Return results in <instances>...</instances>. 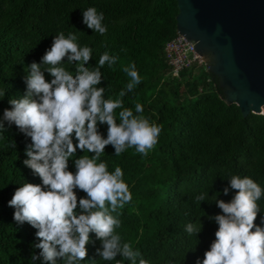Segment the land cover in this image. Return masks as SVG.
Returning a JSON list of instances; mask_svg holds the SVG:
<instances>
[{"label":"trees","instance_id":"obj_1","mask_svg":"<svg viewBox=\"0 0 264 264\" xmlns=\"http://www.w3.org/2000/svg\"><path fill=\"white\" fill-rule=\"evenodd\" d=\"M90 7L103 13L104 35L83 23L82 13ZM178 13L176 0H0V91H7L0 97V117L11 107L10 98L23 96L28 66L40 63L53 37L62 32L66 38L76 35L80 47L92 49L86 65L90 70L99 67L105 52L118 57L111 67L106 63L100 68L105 99H122L124 108L161 127L158 143L146 157L135 148L117 156L108 145L97 161L107 163L109 172L117 166L124 172L132 200L117 210L121 224L116 233L148 264H195L198 257L203 259L218 229L207 217L221 213L215 197L227 202L234 195L222 192L231 176H248L264 189V115L244 117L236 104H227L217 78L205 66L194 64L180 76L172 74L164 50L178 35ZM64 62L63 67L75 71L67 58ZM133 63L141 83L128 92L130 77L123 69ZM45 78L51 80L48 73ZM122 90L124 97L119 96ZM137 103L143 105L142 113L135 112ZM121 110H116L117 123ZM5 127L0 135V264H41L30 259L40 251L33 247L39 242L37 230L28 223L18 225L15 209L8 206L18 187L41 183L23 164L30 138L14 124ZM99 128L106 138L107 125ZM82 154L92 155L78 150L77 157ZM69 170L75 172L72 160ZM202 194L206 201L200 203L196 197ZM258 203L260 224L264 197ZM198 219L202 232L189 235L186 225ZM90 236L95 243L87 246L81 264H131L120 255L113 261L100 258V241L94 233Z\"/></svg>","mask_w":264,"mask_h":264},{"label":"clouds","instance_id":"obj_2","mask_svg":"<svg viewBox=\"0 0 264 264\" xmlns=\"http://www.w3.org/2000/svg\"><path fill=\"white\" fill-rule=\"evenodd\" d=\"M82 14L89 29L101 35L107 32L103 13L90 7ZM76 40V35L66 38L62 32L53 37L41 62L28 66L23 96L10 98L11 107L5 108L0 117V135L7 130L6 124H14L30 138L23 164L41 181L18 187L8 206L15 209L13 219L18 225L28 223L37 230L39 242L33 247L40 251L31 255L33 262L57 264L62 260L63 264H81L86 260L87 246L95 243L90 236L94 233L101 244L96 254L103 260L113 261L120 255L131 264H148L139 250L122 243L116 233L121 224L117 210L132 200L124 172L119 166L109 172L107 163L97 161L108 145L117 156L135 148L146 157L158 143L162 129L124 108L122 99H105V88L99 87L103 80L100 68L106 63L111 67L118 57L105 52L99 58V67L90 70L86 65L92 59V49L80 47ZM65 58L75 71L63 67ZM123 71L130 77L127 91L131 92L141 83V77L134 63ZM45 73L51 76L50 81ZM6 92L0 91V97H5ZM125 95L124 90L119 93L120 97ZM117 109H123L118 114L119 123ZM143 110V105H135L137 114ZM100 125H107L106 138ZM11 146L16 147L14 140ZM78 150L92 155L77 157ZM70 160L75 172L69 170ZM228 181L223 195L230 191L234 195L227 202L214 198L221 213L207 218L218 229L203 259L198 257L195 264H264V216H260V224L256 223L264 189L248 176L233 175ZM78 191L86 195L78 197ZM196 200L201 203L206 196L199 195ZM202 230L200 219L185 227L189 235L197 237Z\"/></svg>","mask_w":264,"mask_h":264},{"label":"water","instance_id":"obj_3","mask_svg":"<svg viewBox=\"0 0 264 264\" xmlns=\"http://www.w3.org/2000/svg\"><path fill=\"white\" fill-rule=\"evenodd\" d=\"M177 34L203 57L227 104L264 115V0H176Z\"/></svg>","mask_w":264,"mask_h":264},{"label":"built area","instance_id":"obj_4","mask_svg":"<svg viewBox=\"0 0 264 264\" xmlns=\"http://www.w3.org/2000/svg\"><path fill=\"white\" fill-rule=\"evenodd\" d=\"M164 51L171 72L175 76H180L182 71L194 64L205 66L203 57L179 34L166 43Z\"/></svg>","mask_w":264,"mask_h":264}]
</instances>
